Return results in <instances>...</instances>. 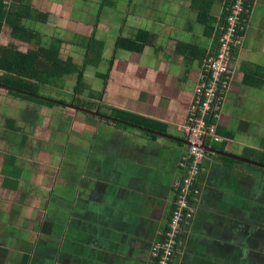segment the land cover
Returning a JSON list of instances; mask_svg holds the SVG:
<instances>
[{
  "label": "crops",
  "instance_id": "obj_1",
  "mask_svg": "<svg viewBox=\"0 0 264 264\" xmlns=\"http://www.w3.org/2000/svg\"><path fill=\"white\" fill-rule=\"evenodd\" d=\"M227 2L11 0L0 24V264L151 260L181 175L180 125ZM247 17L217 119L224 140L207 145L172 264H264V0ZM16 21L29 32L15 34Z\"/></svg>",
  "mask_w": 264,
  "mask_h": 264
},
{
  "label": "built area",
  "instance_id": "obj_2",
  "mask_svg": "<svg viewBox=\"0 0 264 264\" xmlns=\"http://www.w3.org/2000/svg\"><path fill=\"white\" fill-rule=\"evenodd\" d=\"M255 1L228 0L224 16L216 24V49L202 61L187 117L180 125L187 145L179 160L181 175L175 181L167 228L152 243L151 260L147 264H172L182 246V233L194 217L201 192L200 178L205 169L207 145L224 140L217 132V119L235 73V51L242 44L247 16ZM10 3L11 0H0L5 10Z\"/></svg>",
  "mask_w": 264,
  "mask_h": 264
},
{
  "label": "trees",
  "instance_id": "obj_3",
  "mask_svg": "<svg viewBox=\"0 0 264 264\" xmlns=\"http://www.w3.org/2000/svg\"><path fill=\"white\" fill-rule=\"evenodd\" d=\"M7 14H8L7 10H5V8H3V6L0 4V24H1L2 20H3V17H5ZM12 31H14L15 34H17V32L18 33H21V32H23V33L29 32L28 30L24 29V27L22 25H20L18 21L14 22L12 24ZM47 58L51 59V55L47 56ZM53 58L54 57H52V59ZM54 63H55V68H58L59 67V64L58 63L56 64L55 60H54ZM61 63H63V62H61ZM33 88L31 89V92L32 93H33V91H35V88L34 89ZM33 98H37V97H33Z\"/></svg>",
  "mask_w": 264,
  "mask_h": 264
},
{
  "label": "water",
  "instance_id": "obj_4",
  "mask_svg": "<svg viewBox=\"0 0 264 264\" xmlns=\"http://www.w3.org/2000/svg\"><path fill=\"white\" fill-rule=\"evenodd\" d=\"M207 147H208V146H207ZM208 148H209V147H208ZM237 158L242 159V160H245V161H250V162H253V163H256V164H260V163L257 162V161L250 160V159H247V158H243V157H239V156H237ZM261 165H263V164H261Z\"/></svg>",
  "mask_w": 264,
  "mask_h": 264
},
{
  "label": "rangeland",
  "instance_id": "obj_5",
  "mask_svg": "<svg viewBox=\"0 0 264 264\" xmlns=\"http://www.w3.org/2000/svg\"><path fill=\"white\" fill-rule=\"evenodd\" d=\"M113 1H115V0H113ZM68 100H69V99H68ZM70 100H71V99H70ZM70 100H69V101H70ZM155 241H156V240H155Z\"/></svg>",
  "mask_w": 264,
  "mask_h": 264
}]
</instances>
